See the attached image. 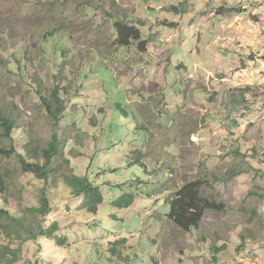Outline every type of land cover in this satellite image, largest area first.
Masks as SVG:
<instances>
[{
  "label": "rangeland",
  "instance_id": "374dc122",
  "mask_svg": "<svg viewBox=\"0 0 264 264\" xmlns=\"http://www.w3.org/2000/svg\"><path fill=\"white\" fill-rule=\"evenodd\" d=\"M238 6V0H0V109L15 122L11 138L0 124V175L8 187L0 208L22 211L35 232L8 240L0 228V255L9 248L3 264L13 256L15 264H114L105 252L120 237L127 240L122 256L132 257L127 264H264V4L247 13ZM122 19L142 29L148 50L137 41L125 50L116 44L114 24ZM36 80L44 95L60 93L58 128L41 106ZM119 99L141 118L147 137L96 161L112 170L140 149L143 160L128 161L163 177V199L201 181L200 194L219 209L206 212L198 231L176 228L158 201L115 208L121 185L147 180L136 166L122 169L123 177L95 172L105 194L96 216L82 200L64 198L70 190L60 182V192L49 193L51 213L28 212L40 207L43 182L24 171L20 156L42 159L58 132L68 142L55 162L59 175L84 177L108 145L103 120L113 118ZM56 224L53 237L42 234L41 225ZM55 236L67 239L64 248Z\"/></svg>",
  "mask_w": 264,
  "mask_h": 264
},
{
  "label": "trees",
  "instance_id": "16d2710c",
  "mask_svg": "<svg viewBox=\"0 0 264 264\" xmlns=\"http://www.w3.org/2000/svg\"><path fill=\"white\" fill-rule=\"evenodd\" d=\"M223 7L225 6H222V9ZM233 8L234 7H232V10H234ZM114 26L118 34L116 44L119 45L121 49H129L133 42L137 41L140 43V49L142 51L148 50V42L144 39L143 31L138 25L126 19H122L115 21ZM12 58L15 59L16 55H13ZM9 62L12 64L14 61L9 59ZM92 65L98 67L102 66L95 63ZM100 70L101 73L107 78V83L112 84L114 81L111 80L112 74L109 72V70L103 66L100 68ZM35 84V91L39 95V101L41 102L42 108L49 116L54 119V122L58 128L61 119L64 116L63 109L65 108L63 106V101L60 99V93L57 89H55L50 95H44L42 89L43 87L41 84H39L38 80L35 81ZM109 93L111 94V92ZM120 101L121 99H119L118 103H116L113 109H111L113 118L109 120L108 114L105 116V118L106 121L109 120V122L106 123L103 120L105 123L103 135L106 136L105 140L108 142V145L99 148L97 154L93 158L94 163L89 169V173H87V175L84 177L65 175L63 178L61 174L59 175L57 169L55 168V162L58 157L62 158L61 146L63 144H68V142L58 132L53 135L54 140L52 143H49L50 146L47 147L48 149H45V155L41 157L42 159H33V161L29 162L26 157L20 156L24 171L28 174H35L36 177L43 182V188L41 190V205L40 207H34L33 209H30L28 212L33 211L34 213H40L42 215L51 213L52 210L49 209V206L52 202L50 200L49 193L55 192L57 194L60 192L57 185V183L60 182L64 183L70 190V192L63 194L64 198H70L71 200L75 201L82 200V209L86 210L88 215L96 216L99 213L100 207L104 205L105 194L103 188L97 180V175L95 172L99 169V174L123 177V174L120 173L122 169L128 167L134 169L136 166L140 172L144 171L148 178L146 181H144L142 178H132L127 184L121 185L120 189L124 193L121 194L120 197L114 202L115 208L120 210H129L137 201L144 199H148L149 201H158L162 203L163 207H169V212L165 217L176 228L184 233L198 231L201 227V223L206 212H208V210L214 211L219 209L216 202L206 199L200 194V190L202 188L201 181H194V183L186 185L182 190H179L173 194L171 192H166L165 196L167 198L163 199L159 195V193L162 191L161 188H164L166 185V181H164L163 177H157L156 172L149 170L148 166L146 165H138L128 161L129 159H132L133 156H137V154L140 153V149L129 151V155L132 157H129V155L124 157L126 164L123 167L109 170V168L106 167V164L96 161L99 154H104L106 150H112L108 152V154L111 155L116 151H120V153H122L127 142L138 144L145 139L147 130L141 122V118L135 114L136 112L131 109L128 104H124ZM7 113L8 111L6 109H0V124H2L4 127L8 137L11 138L13 135L12 131L15 129V122L12 121L9 116H7ZM81 116L84 117V114ZM131 124H133V126H130ZM131 132H134V134L131 135ZM121 146L123 150H121ZM142 160L143 159L141 157H135V161L138 163ZM152 176H156L154 183L149 181V178ZM107 184L111 188V186H114L116 183L113 181H108ZM114 189L116 188L114 187ZM7 191L8 187L5 183V179L0 175V195L5 194ZM168 194L169 196H167ZM0 221H2L0 223L2 236L6 237L8 240H20L23 233H35L29 228L26 214H23L22 211L21 215L17 216L13 214L12 211H9L5 208H0ZM134 224H136V221H134ZM122 228L129 235H131L133 239L140 240L141 235L137 231L133 230L131 233H129L126 227L122 226ZM58 229V224L54 225L53 227H49V229H45V227L41 225L42 234L46 232L49 237H53L54 233ZM31 238L38 240L39 234H36L34 237L31 236ZM54 238L57 244L62 248H64L67 244V239L65 237L55 236ZM126 241V238L120 237L117 239V241H115L113 247L105 252L108 253L107 257L110 262H113L114 264H127L129 259H132L131 256H122ZM4 250L5 251H3V253H5L1 254L0 258L7 257V251L9 248L6 247ZM217 253H221V250H218L215 254ZM17 258L18 257L13 256V259H11L9 264H15L18 260ZM1 263L2 262L0 261V264Z\"/></svg>",
  "mask_w": 264,
  "mask_h": 264
},
{
  "label": "built area",
  "instance_id": "2783aa9c",
  "mask_svg": "<svg viewBox=\"0 0 264 264\" xmlns=\"http://www.w3.org/2000/svg\"><path fill=\"white\" fill-rule=\"evenodd\" d=\"M239 3L244 11H253L254 8L258 10L259 7L264 4V0H239ZM261 63L264 67V61Z\"/></svg>",
  "mask_w": 264,
  "mask_h": 264
},
{
  "label": "clouds",
  "instance_id": "9594fccd",
  "mask_svg": "<svg viewBox=\"0 0 264 264\" xmlns=\"http://www.w3.org/2000/svg\"><path fill=\"white\" fill-rule=\"evenodd\" d=\"M239 1V0H238ZM240 7V3H239V6H238V8ZM261 9V8H260ZM240 10L241 11H243V12H245V13H247V12H249V11H244L241 7H240ZM142 30V29H141ZM130 49V48H129ZM124 50V49H123ZM147 137V131H146V136H145V138ZM145 140V139H144Z\"/></svg>",
  "mask_w": 264,
  "mask_h": 264
},
{
  "label": "crops",
  "instance_id": "0c3cea01",
  "mask_svg": "<svg viewBox=\"0 0 264 264\" xmlns=\"http://www.w3.org/2000/svg\"><path fill=\"white\" fill-rule=\"evenodd\" d=\"M263 67V66H262ZM264 68V67H263Z\"/></svg>",
  "mask_w": 264,
  "mask_h": 264
}]
</instances>
